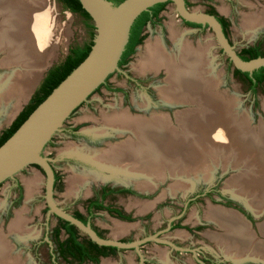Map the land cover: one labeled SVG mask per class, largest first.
<instances>
[{"label": "rangeland", "instance_id": "1", "mask_svg": "<svg viewBox=\"0 0 264 264\" xmlns=\"http://www.w3.org/2000/svg\"><path fill=\"white\" fill-rule=\"evenodd\" d=\"M29 1L33 2V0ZM40 1L42 2L38 5L45 9L47 18L46 24H44L47 29V39L44 46L47 53L45 58L47 63L39 81L29 95L30 98L49 68L63 60L69 47L88 42L91 39V35L96 32L92 28L94 27L92 20L87 22L78 14L62 9L56 0ZM186 3L191 11L206 12V10L213 8L215 12L225 17L229 22V41L237 51L243 47L253 45L257 41H261L264 48V0H186ZM160 16L158 22L154 24L149 22L145 26L143 41L136 47L135 52L123 67L132 78L140 77L143 79L144 85L150 89V96L155 99L154 102L149 103L147 101L149 97L141 90L135 88L133 82H127L124 75L115 71L111 73L108 79V84L111 88L102 86L94 91L86 102H83L74 110L63 123L61 130L54 134L51 141L44 148V155L52 159V164L61 178L60 186L54 190V200L57 205L66 211L82 210L83 202L92 196L93 188L99 187L103 183L132 187L139 191L140 196L118 195L109 198L106 202L131 212L134 217L132 221L122 225L117 219L107 215L106 212H101L91 221L93 225L101 229L105 237L113 239L124 238L128 241L142 239L155 232L163 233L162 235L158 234L159 236L157 235V237L166 242L176 244L181 250H176L164 242L156 243L150 240L139 245L137 249L119 250L113 256L100 259L99 264H167L168 261L165 260L166 263H164V260L161 259L162 254H166L173 264H199L195 259V257L201 258V255L199 256L195 253L198 248L203 249L214 258L220 259L224 264H264V257L259 254L247 253L249 252L247 251L243 254L234 255L233 251L227 252L222 249L223 247H220L216 240L223 235L224 231L215 220L207 216L212 207L234 212L240 211L239 213L244 218L239 215L248 226L253 239L264 241V233L259 229L260 224L264 222V200L260 202L258 208L254 207L250 205V198H247L250 195L236 194L235 189L230 188L227 184L229 180H236L238 177L256 176L258 174L257 169L251 166V170L250 166L243 164L246 160L236 165H230V163L216 165L215 169L212 168V174L207 179L193 177L187 183L178 182L184 183L186 187L177 189V191H174L175 193L170 191L171 187L176 185L175 180L169 176L152 184L153 181L147 182L145 175H142L144 173L140 171L138 182L135 179L136 177L131 176L134 173L129 170L122 173L114 172L104 166L94 165L91 162L93 161L91 158H94V155L98 152H103L106 147H108L107 149L111 148L112 145L125 140L130 134L126 128L122 130L123 127L118 125H105L106 118L109 116L121 114L122 112L142 117H148L150 114H168L171 121H174L175 114L183 112L188 107L187 104L171 105L161 99L158 91L166 83V69L164 67H160L157 72L152 70L144 71L139 67L140 62L146 58V45L151 41L158 40L168 52H178V44L173 41L172 34L179 37L178 42L187 40L194 46H198L200 43L209 46V48L207 47L208 56L212 65H214L213 68L221 78L219 91L223 93L226 99L231 101L233 112L236 113V116H246L248 121H250L249 123L255 128L264 122V85L259 86L255 92L249 90L247 82L233 72L234 66L220 49L213 31L208 27L198 28L185 24L177 15L174 3L171 2L166 4ZM256 17L258 19L254 20L253 18ZM15 69L13 66L3 67L0 65V79L8 74H13ZM120 88L125 90L124 94ZM30 98L27 102H23L20 109H18V113L15 112L11 117L7 116L10 106H0V134L10 126ZM123 98L126 99V102H123ZM233 112L230 111L229 116ZM73 128H78L79 133L77 132L76 136L72 135L71 130ZM83 135H89L92 143L88 144ZM131 136L127 140L132 138ZM185 148L182 145L178 149L185 150ZM89 155L92 157L90 158ZM65 156L76 158L77 161L72 163L65 159ZM80 157L88 161L83 162ZM208 165L211 166L210 162L205 164L204 167L208 169ZM192 170L199 172L196 168ZM34 176L39 179L33 193L29 194L31 196L28 201L25 196V194L28 195L27 182ZM82 176H86L87 179L77 182V185H75L76 182L71 185V178H80ZM176 179L180 180V178ZM15 181H19L22 185L25 196L17 209L24 206L27 207L28 224L33 229H37L39 233L36 238H39L41 233L46 230V222H49L50 227L56 223V217L46 211L44 174L37 166L29 165L17 173L14 178L0 183L1 206H4L3 202L10 199L14 194L16 190ZM209 185H217L223 194L235 203V207L225 205L222 203L221 198L216 195L215 201L210 200L208 197H203L197 199L195 203L186 208L181 218H179L187 198L194 194L195 191L206 188ZM242 210L249 213L252 216V220H249ZM262 210L263 212L260 213ZM146 214H149L148 218H145ZM5 222L6 220L4 221V219L0 220V227L3 230L7 224ZM170 222H178L179 225L170 230L168 228ZM196 225H202L203 228L198 231H187L181 228L182 226L194 228ZM123 226L125 229L121 232L120 229ZM182 230L186 235H177ZM27 236H24L26 237L24 239L27 240H21L15 235L11 236L13 238L11 243L18 241L20 245L16 250L21 252L22 262L24 264H51L47 254V244L38 248L37 258H34L33 253L27 248L30 245L29 238L31 236ZM189 249L192 252L188 251ZM142 258L148 261L144 262ZM233 261L241 262L235 263ZM60 264L67 263L61 261Z\"/></svg>", "mask_w": 264, "mask_h": 264}, {"label": "bare ground", "instance_id": "2", "mask_svg": "<svg viewBox=\"0 0 264 264\" xmlns=\"http://www.w3.org/2000/svg\"><path fill=\"white\" fill-rule=\"evenodd\" d=\"M40 2L0 0V65L16 68L13 74L0 79V106H10L8 117L13 116L27 100L47 63L44 49L47 18L45 9L38 5ZM172 38L178 44V52H168L158 40L151 41L146 45V58L139 67L154 72L164 67L167 77L159 89L162 99L171 104H187L188 108L175 114L176 124L165 114H154L149 118L122 113L109 116L105 125H118L124 128L122 130L131 128L136 140H126L102 153H95L93 162L114 172L129 170L138 182L140 171L147 182L153 181L152 184L169 176L175 180L176 185L170 189L174 192L186 187L178 182L187 183L193 177L209 178L216 165H236L246 160L243 164L254 167L258 174L238 177L227 184L235 189L236 194L250 195L247 197L250 205L258 208L264 200V122L255 128L246 116H236L233 112L231 101L219 91L221 78L208 56L209 46L204 43L194 46L187 40L178 42L179 37L174 34ZM230 111L233 112L231 116ZM182 145L187 149L179 150ZM209 162L211 166L206 169L204 165ZM195 168L198 173L192 170ZM38 179L34 176L27 182L28 195L33 193ZM83 179L87 177L71 178V185L75 182L77 185ZM207 216L225 230L216 240L222 249L233 251L234 255L249 251L247 253L264 257V241L253 239L238 213L212 207ZM27 222L24 212L19 211L10 224V232L24 237L30 230ZM259 227L264 233V222ZM177 235L186 234L180 231ZM0 264H24L1 228ZM167 264L173 263L168 261Z\"/></svg>", "mask_w": 264, "mask_h": 264}, {"label": "water", "instance_id": "3", "mask_svg": "<svg viewBox=\"0 0 264 264\" xmlns=\"http://www.w3.org/2000/svg\"><path fill=\"white\" fill-rule=\"evenodd\" d=\"M79 1L95 27L91 49L0 145V183L14 178L27 166L36 165L45 177L44 197L48 206L47 213L70 222L95 243L122 249H137L139 245L150 240L169 243L157 238L156 234L129 242L101 237L89 223H83L58 206L53 197L52 159L44 155V148L54 134L61 130L63 123L74 110L87 101L106 78L118 69V61L127 43L132 23L139 14L155 4L170 1L174 3L176 13L183 21L207 25L234 68L251 73L254 69L264 66V57L243 60L225 36L217 17L207 12L189 10L185 0H123L116 6L109 0Z\"/></svg>", "mask_w": 264, "mask_h": 264}, {"label": "trees", "instance_id": "4", "mask_svg": "<svg viewBox=\"0 0 264 264\" xmlns=\"http://www.w3.org/2000/svg\"><path fill=\"white\" fill-rule=\"evenodd\" d=\"M56 1L61 5L62 9L69 10L72 13L78 14L81 18H83V20L87 22L92 20L90 15L83 9L79 0ZM109 1H111L112 4L116 6L123 0ZM169 2L170 1L155 4L154 6L150 7L149 10L143 11L136 17L130 27L128 40L118 61V67L128 62L130 56L135 52L136 46L141 44V42L143 41L144 35H142V32L144 26L148 22L152 24L158 22L159 13ZM207 12L217 17L222 25L225 36L228 38L229 22L227 21V19L223 16L218 15L213 8H210ZM184 23L192 27L201 26V24L199 23H192L187 21H184ZM92 28L95 29V27ZM94 35L95 34H92L91 39L82 45H71L63 60L49 68V70L41 80L39 86L35 90L34 94L31 96L29 102L19 112L10 126L2 131L0 135V145L19 127V125L28 117V115L37 107V105L47 97V95L53 90V88H55L87 56L93 44ZM237 52L243 60L264 57V48L261 41H257V43L253 45L243 47ZM229 62L231 63L230 60ZM233 72L235 73V75L240 76L243 80H245V82H247L248 88L252 92H255L259 86L264 85V66L254 69L251 73H249L248 71L239 70L237 68H234ZM110 75L106 78L105 82L110 77ZM104 83L101 84L97 89L103 86ZM56 180L57 178L55 177V181ZM191 203L192 202H189V205ZM93 207L99 210L105 209L111 215H114L115 217L122 220H133L131 216L122 214L120 210L103 206L101 202L97 201H91L87 206L86 216H83L79 212H75L73 216L81 220L83 223H89L94 217ZM58 220L59 226L55 227L53 233L56 238L60 257L64 259L66 263L72 264L77 260V264H83L87 261L99 264V257L113 256L117 254L119 250H121V248H117L114 246L99 245L87 236L81 237L79 235V230L73 224L62 218H58ZM93 228L99 236L104 237L101 231H97L95 227ZM61 230H63L67 235L63 240H59L57 238Z\"/></svg>", "mask_w": 264, "mask_h": 264}, {"label": "flooded vegetation", "instance_id": "5", "mask_svg": "<svg viewBox=\"0 0 264 264\" xmlns=\"http://www.w3.org/2000/svg\"><path fill=\"white\" fill-rule=\"evenodd\" d=\"M186 1V0H185ZM186 5H187V3H186ZM69 11V10H68ZM207 11H209V9L208 10H206V12ZM71 12V11H70ZM162 12V11H161ZM161 12L159 13V18L161 17L160 15H161ZM208 13V12H207ZM218 14V13H217ZM218 15H220V14H218ZM221 16V15H220ZM159 21V20H158ZM183 21V20H182ZM228 21V20H227ZM184 22V21H183ZM149 23V22H148ZM147 23V24H148ZM146 24V25H147ZM145 25V26H146ZM145 26H144V28H145ZM198 28H201V27H207V25H205V26H197ZM144 28H143V32H142V35H144ZM228 40H229V38H228ZM247 47V46H246ZM126 64H123V65H121V66H119L118 67V69L115 71L116 73H118V74H121V75H124L125 77H126V80H127V82H133V84H134V87L135 88H137L138 90H141L142 92H144L148 97H149V99H147V101L150 103H152V102H154V100L155 99H153L151 96H150V93H149V87H147L146 85H144V81H143V79L142 78H132L131 77V75H129L128 74V72L126 71V69L125 68H123L124 66H125ZM165 72H166V70H165ZM143 77V76H142ZM166 77H167V72H166ZM110 78V77H109ZM108 78V79H109ZM108 79H107V81L104 83V87H107V88H111L110 87V85L108 84ZM102 87V86H101ZM100 89V88H99ZM121 89V91L123 92V94L125 93V90L124 89H122V88H120ZM160 89V88H159ZM98 90V89H97ZM158 93H159V95H160V92L158 91ZM160 97H161V95H160ZM89 98V97H88ZM161 99H162V97H161ZM123 100V102H126V99H122ZM163 101H165L164 99H162ZM86 102V101H85ZM165 102H167V101H165ZM167 103H169V102H167ZM169 104H171V103H169ZM172 105V104H171ZM164 106H165V104H164ZM188 106V105H187ZM188 108V107H187ZM186 108V109H187ZM123 114H127V115H129L128 113H126V112H122ZM119 114V113H118ZM152 115H154V114H150L147 118H149V117H152ZM165 115H168V114H165ZM130 116H133V117H138V116H134V115H130ZM142 117V116H141ZM175 116H174V121H171L173 124H176L177 123V121L175 120ZM171 119V118H170ZM72 127H75V126H72ZM129 132H130V134L128 135V137L125 139V140H122L121 142H118V143H116V144H114V145H112V146H118V145H120V144H123L131 135V137L132 138H130V139H132V140H127V141H135L136 139V136H135V133L131 130V128H129V129H127ZM72 135H74V136H76L77 135V132H78V128H73L72 130ZM79 133V132H78ZM1 135V134H0ZM84 136V139L87 141V143L89 144V143H92V140H91V138H90V136L89 135H83ZM135 137V138H134ZM134 138V139H133ZM95 140V139H94ZM94 144H96V142H94ZM110 147V146H109ZM108 147H106V148H104L103 150H105V149H107ZM89 157H90V155H89ZM65 159H67V160H69V161H71L72 163H74V162H76L77 161V159L76 158H73V157H67V156H65L64 157ZM91 158V157H90ZM63 159V158H62ZM80 159H82V161L84 162V161H88V160H86V159H83V158H81L80 157ZM92 159V158H91ZM93 160V159H92ZM92 163H94V164H96L95 162H93V161H91ZM52 164V163H51ZM98 165V164H97ZM52 168H53V171H54V182H53V195H54V190H56L57 189V187L58 186H60V180H61V178H60V176H59V174H58V172H57V170L54 168V166H53V164H52ZM55 177L57 178V180L55 181ZM137 180V179H136ZM16 182V184H15V196L14 197H12L11 199H7L5 202H3L4 204V206H3V208L0 210V220H2V219H4V221L6 220V222L5 223H7L8 222V220L10 219V215H12V209L13 208H15V207H17L18 205H20L21 204V202H22V197H23V187H22V185L19 183V181H15ZM118 195H120V196H140V194H139V191L138 190H136V189H134V188H132V187H127V186H120V185H117V184H111V183H103V184H101L99 187H95V188H93V190H92V196H90L87 200H86V202H84V204H83V206H84V208H85V210H86V215H87V206L90 204V202L91 201H97V202H101V204L103 205V206H106V207H111V208H115V209H118V210H120L121 211V213L122 214H125V215H129V216H131V218H133L134 219V217L132 216V214H131V212H128L127 210H125L124 208H121V207H118V206H113V205H110V204H106L105 203V201L109 198V197H115V196H118ZM215 195L217 196V197H219V198H221V201H222V203H224L225 205H228V206H232V207H235V203H233L231 200H230V198L229 197H226L224 194H223V192L219 189V187L217 186V185H213V186H208V187H206V188H202V189H200V190H197V191H195V193L194 194H192L189 198H187V200L185 201V207L181 210L182 212L179 214V218H181V216L183 215V213H184V210L186 209V208H188L191 204H193V203H195L196 202V200L197 199H199V198H203V197H208L210 200H213V201H215ZM54 197V196H53ZM189 202H192L190 205H189ZM59 206V205H58ZM46 207H47V209H46V211L48 210V206H47V203H46ZM65 210V209H64ZM97 210H99V209H96V208H94L93 207V213L95 212V211H97ZM66 211V210H65ZM236 211V210H235ZM243 211V213L248 217V219L249 220H252L251 218H252V216L251 215H249V213H247V212H245L244 210H242ZM19 211H16V213H15V215H14V217L6 224V226H5V228H4V230L1 228V230L3 231V233H5L6 234V236H7V238L9 239V241L11 242V240L13 239V238H11V236L12 235H16L18 238H24V237H22V236H19L17 233H15V232H10V230H9V228H10V224H11V222L13 221V219H15V217H16V215H17V213H18ZM20 212H23V211H20ZM67 212H69V213H71L72 215L75 213V212H79V211H77V210H73V211H67ZM240 212V211H239ZM238 212V213H239ZM80 213V212H79ZM52 214V213H51ZM53 216H55L54 214H52ZM83 215V214H82ZM86 215H83V216H86ZM10 216V217H9ZM26 216V215H25ZM114 216V215H113ZM148 216H149V214H146L145 215V218H148ZM56 217V219H57V224L55 225V226H52L51 228H50V224H49V222H46V231L45 232H47V233H45V232H42L41 233V235H40V237L39 238H36L37 237V235H38V231L36 230L34 233H33V235L31 236V238H29V240H30V245H29V247H27V248H29V251L31 252V253H33V257L34 258H37L36 256V254H37V250H38V248H40V246H42V245H44V244H47V246H48V252H47V254H48V257H49V260H50V263L51 264H60L61 263V261H63V262H65L66 263V261H64V259H62L61 257H60V253H59V250H58V246H57V242H56V238H55V235H54V229H55V227H57V226H59V220H58V218H60V217H57V216H55ZM115 217V216H114ZM9 218V219H8ZM27 218V217H26ZM117 218V217H116ZM8 219V220H7ZM93 219V218H92ZM92 219H91V221H92ZM122 220V219H121ZM91 221L89 222V224L91 225V227L93 228V227H95L92 223H91ZM125 221H127V220H125ZM132 221V220H131ZM178 221V220H177ZM28 223V222H27ZM176 225H179V223L178 222H170L169 223V225H168V228H170V230L171 229H174V227L176 226ZM27 226H28V224H27ZM29 227V226H28ZM96 228V227H95ZM181 228H184L185 230H187V231H198V230H201L202 228H203V226L202 225H196L194 228H191V227H189V226H182ZM30 230H29V232H28V234L29 235H31V233H32V230H31V228H29ZM94 229V228H93ZM223 229V228H222ZM96 230L97 231H101V230H99V229H97L96 228ZM183 231V230H182ZM223 231L225 232V230L223 229ZM102 232V231H101ZM27 234V235H28ZM66 234V233H65ZM102 234H103V236H104V233L102 232ZM154 234H156V237H157V235L159 234V232H155ZM163 233H160L159 235H162ZM79 235H80V231H79ZM153 235V234H152ZM158 235V236H159ZM35 236V237H34ZM81 237L82 236H86V235H80ZM105 237V236H104ZM57 238L59 239V240H63L64 238H61V231H60V233H59V235L57 236ZM158 238V237H157ZM119 240H121V241H125V242H129L128 240H126V239H124V238H121V239H119ZM151 241H154V240H151ZM155 242V241H154ZM156 243H158V242H156ZM12 244H14V246H13V249H14V251L16 252V253H20V255H21V258H22V254H21V252L20 251H17L16 249H18V247L20 246L19 244H18V241H15V243H12ZM167 244H169L172 248H174V249H176V250H179V251H181L180 250V248L176 245V244H173V243H167ZM121 250H122V248H121ZM188 251H191V249H189ZM192 252V251H191ZM195 253H197V255H201V258H199V257H195V259H196V261L199 263V264H224L220 259H218V258H214L212 255H210V254H207L203 249H201V248H198L196 251H195ZM35 254V255H34ZM92 254V253H91ZM165 256V257H164ZM108 257V256H107ZM102 257H99V263H100V259H101ZM143 259V258H142ZM161 259L162 260H166V261H170L169 259H168V257H167V255L165 254V255H161ZM144 260V262H147L148 260H146V259H143ZM165 260H164V263H166L165 262ZM78 263V261L76 260V261H74L72 264H77ZM95 264V263H94Z\"/></svg>", "mask_w": 264, "mask_h": 264}, {"label": "crops", "instance_id": "6", "mask_svg": "<svg viewBox=\"0 0 264 264\" xmlns=\"http://www.w3.org/2000/svg\"><path fill=\"white\" fill-rule=\"evenodd\" d=\"M28 101V98H27V100L25 101V102H27ZM27 188V187H26ZM28 192V191H27ZM15 196V192H14V194L11 196V198L12 197H14ZM25 196H26V200H28L29 198H30V196L29 195H26L25 194ZM25 196H24V188H23V197H22V201L24 200V198H25ZM29 196V197H28ZM129 196V195H128ZM10 198V199H11ZM109 198H111V197H109ZM108 198V199H109ZM113 198V197H112ZM88 199V198H87ZM107 199V200H108ZM107 200L105 201V203L107 202ZM29 201V200H28ZM86 202V201H85ZM26 204V203H25ZM83 204H84V202H83ZM107 204V203H106ZM111 205V204H110ZM153 205V204H152ZM19 206V205H18ZM18 206L17 207H15V208H13L12 209V215H11V217H10V219L8 220V222L14 217V215H15V213H16V211H23L24 212V214L26 215V217H27V207L26 206H24V207H22V208H19V209H17L18 208ZM2 208H3V206H1ZM1 208V209H2ZM0 209V210H1ZM75 210H77V211H79L81 214H83V215H86V210H85V208H84V206L82 207V210L81 209H75ZM101 212H106L107 213V215H109V216H111L113 219H117L120 223H122V225L124 224V223H126V222H128V221H125V220H121V219H119V218H116V217H114L113 215H111L107 210H105V209H100V210H97V211H95L94 212V217H93V219L92 220H94V218H96L97 217V215L98 214H100ZM27 221H29V218L27 217ZM7 222V223H8ZM57 219H56V223H54L53 225H51V227L52 226H55L56 224H57ZM92 223V222H91ZM28 224V223H27ZM93 224V223H92ZM121 225V224H120ZM28 226L31 228V230H32V233H31V235H28L27 237H30V236H32L33 235V233L37 230V229H33V227L32 226H30L29 224H28ZM95 226V225H94ZM124 226H126V225H124ZM50 227V228H51ZM96 227V226H95ZM97 229H99L98 227H96ZM99 230H101V229H99ZM46 231V230H45ZM45 233H47V232H45ZM80 235H83L81 232H80ZM16 236V235H15ZM67 235L65 234V232L63 231V230H61V238H65ZM24 238H26V237H24ZM24 238H22L21 240H23ZM24 240H27V239H24ZM13 246H14V244H12ZM102 258H106V257H102ZM101 258V259H102ZM87 263H92V264H94L93 262H89V261H87V262H85V263H83V264H87ZM67 264H69V263H67Z\"/></svg>", "mask_w": 264, "mask_h": 264}]
</instances>
